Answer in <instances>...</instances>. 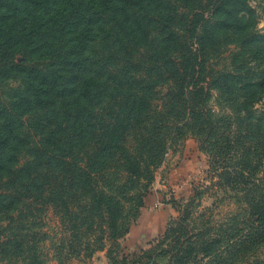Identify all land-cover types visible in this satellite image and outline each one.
Returning <instances> with one entry per match:
<instances>
[{"label": "trees", "instance_id": "obj_1", "mask_svg": "<svg viewBox=\"0 0 264 264\" xmlns=\"http://www.w3.org/2000/svg\"><path fill=\"white\" fill-rule=\"evenodd\" d=\"M257 1L0 0V264H47L49 209L58 264L123 238L126 205L189 138L237 211L169 222L167 264H234L264 244Z\"/></svg>", "mask_w": 264, "mask_h": 264}, {"label": "rangeland", "instance_id": "obj_2", "mask_svg": "<svg viewBox=\"0 0 264 264\" xmlns=\"http://www.w3.org/2000/svg\"><path fill=\"white\" fill-rule=\"evenodd\" d=\"M255 10L260 13L258 28L264 31V0L257 1L251 4ZM128 141H131L128 139ZM132 145V141L131 144ZM208 160L198 150L197 143L189 138L170 149L162 164L154 172L152 180L142 181L146 187L143 205L137 201H132L126 205L124 222L129 223V231L116 241L105 240V247L101 251L95 252L92 257H81L79 259H71L67 264H167L168 257L162 256V251L169 250L170 240H165L162 237V230H158V234L150 232L153 219H160L165 222V226L170 222L172 228L177 227L183 219L188 217L184 224L188 225L189 229L201 228L210 222L212 225H218L224 222L227 217L236 213L234 202H228L226 195L222 190H212L210 188V174L208 172ZM216 182V180H215ZM123 181L120 180L121 186ZM115 186V188H118ZM196 188L198 192H203L204 195L200 199H196L189 204V195L191 190ZM208 188V190L206 189ZM144 193L138 190L130 192L129 197L134 198L142 196ZM225 199V200H224ZM138 203V204H137ZM178 207L176 211L174 207ZM161 210L165 213L162 215ZM136 212L137 219L132 221L133 214ZM45 219L49 241L45 244L46 254L48 255L47 264H58L52 257L54 251L51 245L57 242L53 238L54 231H57V237L60 238L61 225L54 217L51 209L48 210ZM162 215V216H161ZM161 217V218H159ZM163 217V219H162ZM136 218V216H135ZM154 220V221H155ZM145 222V223H143ZM204 222V223H202ZM143 224L147 228L139 230L137 241L132 243L130 232L134 231V227H139ZM134 229V230H133ZM152 229V228H151ZM135 232V231H134ZM141 236H144L143 238ZM115 242V243H114ZM264 244L256 249L253 253L242 257L234 264H251L255 260L263 258ZM221 256H226L222 254ZM205 262V261H204ZM233 264V261H231Z\"/></svg>", "mask_w": 264, "mask_h": 264}, {"label": "crops", "instance_id": "obj_3", "mask_svg": "<svg viewBox=\"0 0 264 264\" xmlns=\"http://www.w3.org/2000/svg\"><path fill=\"white\" fill-rule=\"evenodd\" d=\"M161 212H162V215H164V211L163 210H161ZM161 215V216H162ZM159 218H161V217H159ZM162 219H163V217H162ZM155 219H153V221H152V224H151V228H149L150 229V232L152 233V234H158V230L159 229H161L162 230V232H163V230H164V228H165V222L164 221H161L160 219H156L155 221H154ZM143 223H145V222H143ZM148 226V225H147ZM147 226H144L143 224H141V226L139 225V227L137 226V227H134L135 228V232L134 231H131L130 232V236L129 237H131V241H133L132 243H135L137 240V237L140 235L139 234V230L141 229V228H147ZM148 227H150V224H149V226ZM148 229V228H147ZM142 238L144 237V236H141Z\"/></svg>", "mask_w": 264, "mask_h": 264}, {"label": "water", "instance_id": "obj_4", "mask_svg": "<svg viewBox=\"0 0 264 264\" xmlns=\"http://www.w3.org/2000/svg\"><path fill=\"white\" fill-rule=\"evenodd\" d=\"M129 144H131V141H128Z\"/></svg>", "mask_w": 264, "mask_h": 264}]
</instances>
